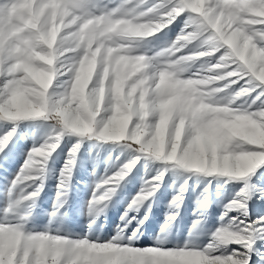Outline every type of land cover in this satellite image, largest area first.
Segmentation results:
<instances>
[{"label":"clouds","instance_id":"obj_1","mask_svg":"<svg viewBox=\"0 0 264 264\" xmlns=\"http://www.w3.org/2000/svg\"><path fill=\"white\" fill-rule=\"evenodd\" d=\"M181 16L174 39L149 46V38ZM0 76V96L6 92L0 120L52 122L51 135L29 156L47 160L69 134L132 150L120 170H131L141 156L205 177L245 178L264 166V0L6 2L0 7ZM14 131L0 136V149ZM38 163L27 159L20 171L25 181L43 176ZM71 164L61 171L65 190ZM19 186L0 222V264H249L238 249L226 252L230 244L251 250L243 221L218 227L202 248L195 241L165 247L163 240L132 247L121 234L72 238L56 234L61 229L51 224L31 230L25 215L10 214L21 202L34 203L42 190ZM151 194L134 198L129 208ZM102 200L90 201L93 218ZM181 201L177 193L173 209Z\"/></svg>","mask_w":264,"mask_h":264},{"label":"rangeland","instance_id":"obj_2","mask_svg":"<svg viewBox=\"0 0 264 264\" xmlns=\"http://www.w3.org/2000/svg\"><path fill=\"white\" fill-rule=\"evenodd\" d=\"M104 2L107 3V0ZM184 19L183 16L179 17L173 24L149 38V46H165L179 33ZM13 128L15 131L11 139L0 150V221L5 219L7 214L4 210L19 192L20 186L13 187L12 181L26 163L30 150L43 144L51 135L52 122L0 120V136ZM78 140L79 147L70 156L69 150ZM133 155L132 150L124 145L66 134L44 162L43 176L34 184H28L30 186L27 191H32L36 185L42 186L35 202H21L12 208L10 214L25 215L31 230L42 231L51 224L53 229H61L56 234L72 238H81L91 233L89 238L108 240L121 234L124 241L137 247L157 246L163 240L165 247L185 246L186 242L195 241L201 248L207 244L212 232L236 217L257 229L253 233V247L247 250L241 245L230 244L226 252L239 249L241 254L250 257L249 264H264V231H260L256 223L258 218L264 217V166L258 167L245 178L205 177L185 173L141 156L115 187L109 199L101 203L103 210L93 218L90 201L98 191L97 185L112 176ZM70 158V177L65 190L60 187L61 171ZM165 168L167 171H164L153 195L139 207L129 208L145 182ZM246 184L253 191L247 201V215L239 209H227L226 205L236 198ZM65 191L66 196H58V193ZM177 193L182 196V201L179 209H173L171 202ZM173 211H177L178 215H170ZM226 212L227 215H224ZM226 252L219 250L217 254Z\"/></svg>","mask_w":264,"mask_h":264},{"label":"snow or ice","instance_id":"obj_3","mask_svg":"<svg viewBox=\"0 0 264 264\" xmlns=\"http://www.w3.org/2000/svg\"><path fill=\"white\" fill-rule=\"evenodd\" d=\"M7 2H14V0H7ZM6 2H0V7H2ZM5 77L4 76H0V92H3V82H4ZM6 96V92L4 93L3 96H0V99L5 98ZM39 147V146H38ZM35 148V147H34ZM2 150V149H0ZM34 160H38L40 161V163L36 164L35 168H36V173H39L42 171L43 169V165L44 162L46 161L44 158L42 157H34V156H28V164H31ZM71 160V158H70ZM28 165H26L25 167H27ZM71 165H69L70 167ZM67 171V169L65 170ZM123 172H127L129 173L130 170L128 168H124L123 170H117L115 171V175H112L110 177L105 178L104 180H102L100 182V184L97 185V189L98 191L95 192L93 194V199L95 200L96 198H103L102 202L106 201L107 199H109V197L114 193L115 191V187L117 185H119V183L125 178L126 175H123ZM27 175L26 172H21L19 177H16V185H13V187L20 185L21 182L25 183V184H29V183H35V181L37 179L34 180H24V176ZM162 178V175H161ZM160 178V179H161ZM160 179H150L148 181L145 182L144 187L141 189L140 194L137 195V197H135L137 200H139L141 197H143L145 194L151 192L152 194L149 195L148 197L152 196L153 193L157 190V185H159V180ZM183 191V189L181 190ZM253 194V191L251 190L249 185H245V187H243L240 192L237 194L236 198H234L232 201H239L241 204L245 205L244 208H240L238 205L229 203L227 205V209L232 210V209H239L244 215H247V201L251 198V195ZM179 199V198H177ZM5 211V210H4ZM6 213V212H5ZM227 215V212H226ZM0 222H3L0 221ZM259 225V230L260 231H264V217L262 218H258V221L256 222ZM229 224H240V221L238 218H236L235 221H233L232 219L230 220L229 223L224 224L222 226H227ZM240 228L241 229H248V232L245 233V235H250L251 240L254 243V238H253V233L257 230L251 223L249 222H245L243 224H240ZM124 243L132 246V247H137L127 241H123ZM253 243H252V247H253ZM242 246V245H241ZM251 247V249H252ZM245 248V247H244ZM247 249V248H245ZM249 250V249H247ZM238 252L239 249H238Z\"/></svg>","mask_w":264,"mask_h":264}]
</instances>
